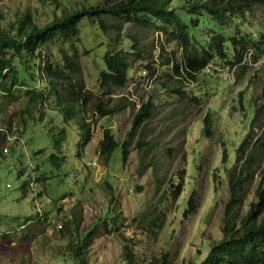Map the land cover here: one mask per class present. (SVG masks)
<instances>
[{
  "label": "rangeland",
  "instance_id": "374dc122",
  "mask_svg": "<svg viewBox=\"0 0 264 264\" xmlns=\"http://www.w3.org/2000/svg\"><path fill=\"white\" fill-rule=\"evenodd\" d=\"M101 4L102 0H0V32L12 37L14 22L23 15L42 26L83 5ZM184 4L173 0L171 6ZM251 18L250 25L264 33V4L254 7ZM102 19L106 31L97 21L84 18L79 23L80 40L72 48L53 44L43 50L46 61L58 62L60 49L73 55L77 68L71 76L83 92L92 94L77 105L73 119L64 121L53 97L34 105L23 94L24 86H14V96L0 91V132L4 133L0 144V264H73L67 244L91 229L94 234L83 248L80 264H160L162 259L167 264H193L200 263L222 236L229 198L227 174L235 164L236 147L247 133L255 136L264 131V56L256 62L246 57L244 69L227 70L211 63L196 75L195 84L165 64L167 59L179 63L181 57L177 42L167 32L105 14ZM202 28V33L210 31L205 25ZM134 43L137 54L131 47ZM107 50L128 51L130 69L122 87L103 89L99 85ZM176 87L201 90L202 106L188 101L187 95L174 93ZM75 96L65 94L68 99ZM151 97H157L160 105L143 124L141 136L133 138L125 160L118 148L107 163L102 162L98 144L103 129L109 128L121 146L134 113ZM121 101L127 108L110 116L101 118L95 111L98 102L113 108ZM254 108L261 116L251 128ZM206 112L212 116L208 137L202 133ZM86 122L90 139L79 147L78 156L77 143L82 141L78 123ZM61 128H66V138L59 147L54 137ZM136 142L140 148L154 145L151 151L160 163L155 171L149 168L138 173L141 150ZM168 148H175L174 155L164 153ZM223 148L228 151L224 164ZM52 153L64 154L59 168L49 161ZM259 162L238 216L256 202L264 187L259 184L264 153ZM178 176L184 185L174 194L169 189ZM191 193L194 206L187 212ZM102 220L107 222L105 228ZM56 222L63 225L61 229Z\"/></svg>",
  "mask_w": 264,
  "mask_h": 264
},
{
  "label": "trees",
  "instance_id": "16d2710c",
  "mask_svg": "<svg viewBox=\"0 0 264 264\" xmlns=\"http://www.w3.org/2000/svg\"><path fill=\"white\" fill-rule=\"evenodd\" d=\"M183 1L184 5L171 6L173 0H102L101 5H83L69 13L55 16L42 26L34 23L30 15H23L15 20L12 37L0 32V91L14 96L12 93L14 86H24L23 94L34 105L42 104L48 97H53V104L61 110L64 121L73 119L77 105L91 98L92 94L89 91L83 92L82 85H77L78 83L71 76L77 68L73 55L60 49L61 58L58 62L46 61L43 50L46 45L53 44L72 48L80 40L79 23L84 18L97 21L101 29L106 31L107 25L102 19L104 14L118 20L125 19L134 25L154 26L158 30L167 32L170 38L177 42L181 57L179 63L177 59L175 63L167 59L165 64H169L176 74L195 84L198 82L196 75L202 73L211 63L227 70L235 66L244 69L246 57L249 61L256 62L258 58L264 56V33L261 29L250 25L254 7L263 5L264 0ZM203 25L210 30L208 33H202ZM131 47L137 54V44L134 43ZM127 52L123 50L105 52L104 69L98 74L101 88L122 87L125 84L130 69ZM70 86L78 87L72 89ZM173 91L177 95H187L188 101H196L195 104L202 106L201 90L188 91L183 87H176ZM65 94L76 96L68 99ZM157 100V97H151L140 104L132 117L128 138L121 146L109 128L103 129L98 144V155L102 162L107 163L118 148L121 159L125 160L133 138L135 136L138 138L143 124L153 118L154 109L160 105ZM127 106V103L121 101L117 107L107 108L98 102L95 111L102 118L124 110ZM260 116L258 109L254 108L250 121L251 128ZM78 125L82 141L80 138L77 151L90 139L89 123H78ZM202 125L203 135L210 136L211 112H206L203 116ZM65 129L61 128L54 137L57 142L54 143L59 147L66 138ZM3 138L4 133L1 131L0 144ZM136 144L141 150L138 173L142 175L149 168L155 171L160 163L159 158H156V154L151 151L154 145L140 148V142ZM245 147H248L246 153ZM174 151L175 148H168L164 153L172 156ZM227 152L225 148L221 152L223 164L227 161ZM263 153V130L255 136L247 133L236 147L235 164L227 174L229 198L223 212L222 236L218 242L211 245L200 263L193 264H264V187L257 193L256 202L251 203L242 216L236 215L241 209L242 196L254 177ZM63 155L52 153L49 161L59 168L61 161L64 160ZM262 170L259 184L264 186V167ZM40 178L44 179V177ZM177 179L173 189H169V192L174 194H179L184 185L181 176ZM156 182L159 185L161 179ZM187 206L189 207L187 212L193 210V193L188 197ZM102 223L101 226L105 228L107 222L102 220ZM62 226L59 228L61 229ZM93 234L94 231L91 229L75 236L67 244L72 260H75L73 264H80L83 248L89 245L90 236ZM160 264H167V261L162 259Z\"/></svg>",
  "mask_w": 264,
  "mask_h": 264
},
{
  "label": "built area",
  "instance_id": "2783aa9c",
  "mask_svg": "<svg viewBox=\"0 0 264 264\" xmlns=\"http://www.w3.org/2000/svg\"><path fill=\"white\" fill-rule=\"evenodd\" d=\"M4 151H7V148L4 149ZM33 181L30 182V185L33 186ZM56 225H58L60 227V222H56ZM59 264V263H56Z\"/></svg>",
  "mask_w": 264,
  "mask_h": 264
}]
</instances>
